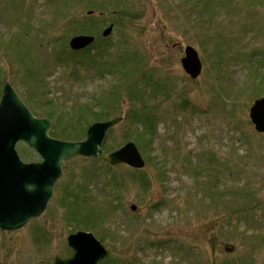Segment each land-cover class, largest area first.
<instances>
[{"label": "rangeland", "instance_id": "1", "mask_svg": "<svg viewBox=\"0 0 264 264\" xmlns=\"http://www.w3.org/2000/svg\"><path fill=\"white\" fill-rule=\"evenodd\" d=\"M245 2L216 0L206 10L202 0H0V92L8 81L30 109L60 115L56 127L71 130V140L83 139L87 129L78 132L85 116L76 109L97 100L109 105L102 120H121L106 132L104 153L135 142L136 125L125 119L130 112L156 120L153 143L145 151L137 146L143 168L113 166L109 184L92 157L68 159L45 212L22 228L0 230V264H51L54 255L70 254L66 237L80 229L68 217L82 205L67 197L69 183L93 166L88 207L104 221L99 216L85 230L105 247L104 259L264 264V133L248 116L250 104L264 96V79L254 72L264 40L249 15L264 14V0ZM206 11L211 22L203 19ZM244 21L251 32L240 30ZM108 24L112 33L102 38ZM78 34L95 36L98 49L79 56L84 68L73 73L66 50ZM223 34L231 41L216 39ZM185 46L202 64L193 79L180 65ZM106 47L100 71L110 73L99 76L87 67L93 59L101 64L98 51ZM99 103L95 111L103 110ZM16 147L39 158L24 143Z\"/></svg>", "mask_w": 264, "mask_h": 264}, {"label": "water", "instance_id": "2", "mask_svg": "<svg viewBox=\"0 0 264 264\" xmlns=\"http://www.w3.org/2000/svg\"><path fill=\"white\" fill-rule=\"evenodd\" d=\"M88 13H91L89 11ZM113 25L108 24L101 36H108ZM88 34L73 35L68 46L84 49L94 42ZM180 65L192 79L199 76L202 64L193 46H185ZM0 92V230H17L45 211L53 187L62 173V165L76 156L93 157L108 165L125 164L141 169L144 158L135 142L127 141L121 147L103 153L106 132L118 124L121 116L98 120L89 124L85 138L63 140L49 134L48 118L32 114L13 85L2 82ZM255 131L264 133V96L255 99L248 109ZM25 143L39 157L31 161L20 158L16 145ZM136 207L131 206L134 210ZM70 255H54L51 264H99L107 255L105 247L93 233L76 230L66 237Z\"/></svg>", "mask_w": 264, "mask_h": 264}, {"label": "trees", "instance_id": "3", "mask_svg": "<svg viewBox=\"0 0 264 264\" xmlns=\"http://www.w3.org/2000/svg\"><path fill=\"white\" fill-rule=\"evenodd\" d=\"M215 1L216 0H202L203 2V5L201 8L203 9H206L208 10L211 9L212 6H210V4H212V2L215 4ZM245 1H251V0H244ZM260 1V0H258ZM227 2V1H226ZM246 3V2H245ZM222 4H224L222 2ZM227 4H230V1L227 3ZM212 12L210 11H206L204 12V18L205 20H208V21H212V19L214 18V15H211ZM258 12L257 11H250L249 15L253 14V17H255L254 19V24H255V33L257 34V36L259 38H261L262 40H264V14H257ZM262 15V16H260ZM240 30L244 31L245 32H251L252 29H250V25L247 23V22H243V23H240ZM216 39L218 41H221L223 43L225 42H230L231 39L230 37L228 36V34H223L221 36H216ZM66 45V44H65ZM95 45L94 43L90 46H88L87 48H84V50H66V54H67V57L70 62V68L72 69V72H78L80 69L78 67H83L84 68V65L85 63L82 62V60L84 59H80L79 56H84V54H88L89 51L91 49H95ZM98 49V46L96 48V51ZM109 50V47H106L103 51L99 52L98 51V57L100 59V62L101 64H98V59L95 60L93 59L92 61H90L89 63V66L87 67L90 71H95V73L97 72V74H99V76H102L104 74H107V73H110V70L109 68H107V70L105 71H100V70H103L102 64L103 63V59H101V57L106 54L105 52ZM63 52L60 53V55L58 54V59L61 63H63L64 61V58L66 57H63L62 55ZM88 59V58H87ZM85 59V60H87ZM257 63V68L256 70H254L256 76H258L259 74H261L262 76V79H264V54L263 52L260 53V56L259 58H257V60H255V64ZM97 64V66H95ZM112 66V65H111ZM253 64L251 63L250 64V67L252 68ZM249 67V65H248ZM261 68V69H260ZM99 71V72H98ZM37 81H40V77L38 76V79ZM41 84V83H40ZM109 95L111 97H116V99H112L113 101H115L116 103L119 102V97H118V93H117V90L114 89V88H111V90H109ZM108 95V96H109ZM133 99H135V96H132L130 95ZM96 101V100H95ZM101 101L97 100L93 106H84L82 107V109H76V112H81L80 114L85 116L84 119H81L79 122H78V132H81V131H84V129L86 127H88V124L90 123V121H97L98 119H105L107 117H109L110 115V111L108 110V106L106 107L105 104H100ZM139 102V101H138ZM99 103L100 106L103 107V110H98V111H95L94 110V106ZM143 103V102H142ZM142 107L145 108L144 104H142ZM30 109V108H29ZM30 111L38 116H41V117H47L51 124H52V131L49 132L50 135H53V136H58V137H62V138H72V131L69 130L67 128V130L65 131V128L64 130L60 128H57L56 126L58 125L57 123L59 122V118H60V115H58L57 113H55L54 111H51V110H47V109H40V110H32L30 109ZM153 116L152 117H148L147 115H145V113L143 112H130V114H128V116H125V119H127L128 121H131L132 123H134L136 125L135 127V130L133 132V136H132V139L137 142V146L139 147V149L145 151L146 149H148L150 147V145L153 143V139H154V136H155V133H156V130H155V122L156 120L153 119ZM61 119V118H60ZM71 122H73L72 120L73 119H69ZM64 127V126H63ZM20 157L23 158V159H27V160H30L32 159V155H29L28 153H23V152H20ZM93 163L95 164H98L99 167H101L103 169L102 171V175L106 177V181L104 182H107L108 184L111 182V179L114 178V176L112 177V175H109V173L114 169L113 166H110L108 165L107 163H105L104 161L102 160H98L97 158H91L90 159ZM97 167H90L88 170H85L82 174H80L81 177H83L82 181H79V182H71L69 183V192L68 193V196H71L72 199H74L72 201L73 204L79 206L80 204L82 205V208H80V210H77V211H73V215H70V218L71 220H73V222H71L69 225L72 226V228L75 230V229H91L93 226H95V223L96 222H100L98 220L97 217L100 216V219H102V222L104 221V215L102 213V215H98V216H93V213H98L96 210H95V206H91V207H88L90 201L92 198H90V194L92 192V188H91V185H92V182H91V177L90 175H94L93 172H95ZM86 175V176H83V175ZM90 179V180H89ZM96 184L93 185V187H95ZM96 188V187H95ZM101 189V188H100ZM97 190V188H96ZM111 194V193H110ZM94 200V199H92ZM97 209V208H96ZM85 212L82 217H80L79 215L82 213V212ZM117 262L112 260V259H109L108 257L105 258L102 263L100 264H116Z\"/></svg>", "mask_w": 264, "mask_h": 264}, {"label": "flooded vegetation", "instance_id": "4", "mask_svg": "<svg viewBox=\"0 0 264 264\" xmlns=\"http://www.w3.org/2000/svg\"><path fill=\"white\" fill-rule=\"evenodd\" d=\"M87 48V47H86ZM82 50H84V49H82Z\"/></svg>", "mask_w": 264, "mask_h": 264}, {"label": "bare ground", "instance_id": "5", "mask_svg": "<svg viewBox=\"0 0 264 264\" xmlns=\"http://www.w3.org/2000/svg\"><path fill=\"white\" fill-rule=\"evenodd\" d=\"M145 163V162H144Z\"/></svg>", "mask_w": 264, "mask_h": 264}]
</instances>
